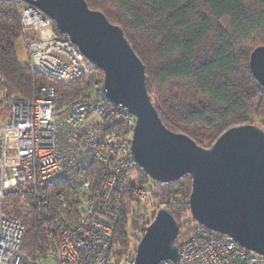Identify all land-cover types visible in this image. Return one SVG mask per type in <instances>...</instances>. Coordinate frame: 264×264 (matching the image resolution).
<instances>
[{
  "label": "built area",
  "instance_id": "obj_1",
  "mask_svg": "<svg viewBox=\"0 0 264 264\" xmlns=\"http://www.w3.org/2000/svg\"><path fill=\"white\" fill-rule=\"evenodd\" d=\"M19 20L32 73L65 86L93 80L84 96L63 107L53 86L31 101L12 98L3 107L0 100V264H134L141 240L128 250L134 225L145 233L149 218L166 209L154 199L160 183L132 153L137 119L106 100L104 77L67 36L55 33L50 18L27 4ZM14 205L44 224L45 253L22 251L26 225L8 213ZM120 222L128 247L116 238ZM178 227L177 259L159 264H264L231 237L198 225L189 212Z\"/></svg>",
  "mask_w": 264,
  "mask_h": 264
},
{
  "label": "trees",
  "instance_id": "obj_2",
  "mask_svg": "<svg viewBox=\"0 0 264 264\" xmlns=\"http://www.w3.org/2000/svg\"><path fill=\"white\" fill-rule=\"evenodd\" d=\"M85 2L123 31L144 66L147 92L155 95L154 107L169 131L209 148L231 128L264 127V89L249 69L250 54L264 46V0ZM26 5L0 0V100L3 107L12 98L31 101L40 97L42 87L53 86L56 105L63 107L84 96L93 79L79 78L65 86L18 64L19 12ZM53 27L65 36L54 22ZM93 68L96 76H103ZM158 186L154 199L165 202L179 223L175 211H189L190 177ZM8 213L26 225L22 251L30 256L45 253L44 224L36 214H23L16 205ZM120 227L116 238L125 246L128 235L121 222Z\"/></svg>",
  "mask_w": 264,
  "mask_h": 264
},
{
  "label": "water",
  "instance_id": "obj_3",
  "mask_svg": "<svg viewBox=\"0 0 264 264\" xmlns=\"http://www.w3.org/2000/svg\"><path fill=\"white\" fill-rule=\"evenodd\" d=\"M21 1L50 18L103 72L106 100L136 117L132 153L142 170L162 184L190 177L192 219L264 259V131L256 125L231 128L209 148L169 131L147 92L144 66L119 27L85 0ZM249 69L264 89V46L250 54ZM178 232L173 214L160 209L137 246L134 264L174 262Z\"/></svg>",
  "mask_w": 264,
  "mask_h": 264
},
{
  "label": "rangeland",
  "instance_id": "obj_4",
  "mask_svg": "<svg viewBox=\"0 0 264 264\" xmlns=\"http://www.w3.org/2000/svg\"><path fill=\"white\" fill-rule=\"evenodd\" d=\"M15 51H16V57H17V61H18V64L21 66V67H29V59H28V55H27V52H26V49L24 47V44H23V41L22 39H20L16 46H15ZM92 97L94 98V96L92 95ZM0 98H3L2 94H0ZM151 98V102L154 103L156 102V97L155 95H151L150 96ZM257 127L261 128L263 131H264V127L261 126L260 124H256ZM151 207V205H150ZM176 210V209H175ZM174 210V211H175ZM175 215L177 216L178 220H179V223H180V220L190 211H175ZM155 217V216H154ZM154 217L152 219V217L149 218V222L147 223V225H145L147 228L150 223L154 220ZM195 222V221H194ZM191 223L188 222L187 225H190ZM186 225V226H187ZM187 228V227H184V229ZM144 235V230H134L132 233H130V237H131V245L129 247L128 250H132L133 249V246L138 242V239L142 238ZM126 247H128V244L126 245ZM44 264H53L52 260H49V261H46L44 262Z\"/></svg>",
  "mask_w": 264,
  "mask_h": 264
}]
</instances>
